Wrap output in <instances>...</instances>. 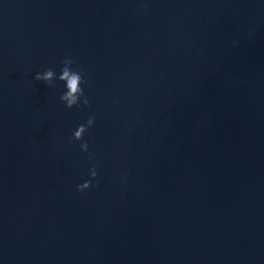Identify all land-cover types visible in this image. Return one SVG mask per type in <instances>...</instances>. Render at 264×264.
Segmentation results:
<instances>
[{"label": "water", "instance_id": "obj_1", "mask_svg": "<svg viewBox=\"0 0 264 264\" xmlns=\"http://www.w3.org/2000/svg\"><path fill=\"white\" fill-rule=\"evenodd\" d=\"M147 2L0 0V264H264V0Z\"/></svg>", "mask_w": 264, "mask_h": 264}, {"label": "clouds", "instance_id": "obj_2", "mask_svg": "<svg viewBox=\"0 0 264 264\" xmlns=\"http://www.w3.org/2000/svg\"><path fill=\"white\" fill-rule=\"evenodd\" d=\"M141 7L143 9L148 8L147 0H140ZM76 61L69 54L61 61L62 67L60 69L59 75L51 67H47L43 72H37L34 79L42 81L45 85L50 87H55V81H63L65 90L60 94L59 99L64 103V106L68 109L73 107L90 106V100L85 92L82 85L88 84L85 79L83 72L81 70L73 69ZM114 103L116 101H113ZM96 118L95 114L89 115L88 119L78 125V127L73 131L72 136L69 138L70 142L81 141L80 148L82 151L88 152L89 144L84 140V134L89 131L95 125ZM94 153L89 152V159L92 160ZM98 163H93L90 167V178L76 185V190L78 192H83L90 187H97L98 181L96 177L98 176L97 168ZM95 181V183H94Z\"/></svg>", "mask_w": 264, "mask_h": 264}]
</instances>
